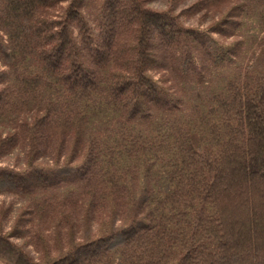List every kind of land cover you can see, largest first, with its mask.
Returning a JSON list of instances; mask_svg holds the SVG:
<instances>
[{"label":"trees","instance_id":"16d2710c","mask_svg":"<svg viewBox=\"0 0 264 264\" xmlns=\"http://www.w3.org/2000/svg\"><path fill=\"white\" fill-rule=\"evenodd\" d=\"M149 1L0 0V264H264V0Z\"/></svg>","mask_w":264,"mask_h":264},{"label":"rangeland","instance_id":"374dc122","mask_svg":"<svg viewBox=\"0 0 264 264\" xmlns=\"http://www.w3.org/2000/svg\"><path fill=\"white\" fill-rule=\"evenodd\" d=\"M191 0H188L187 3H189ZM149 6L153 7V8H163L165 7V0H150L149 1ZM211 20V17L208 16L203 20V25L207 24L209 21ZM189 24H196L200 22L199 18H191L187 21ZM257 31V26H255V24L253 22L248 23V33H252ZM43 159L45 161H49L50 159L45 156L43 157ZM12 166L15 167L17 169L21 168L23 165V152L19 149H15L3 156H0V166ZM4 198L0 196V205H1V201H3ZM7 201V200H6ZM22 203V199L21 198H15L13 201V208H12V212L11 215L14 214L16 208H18V206ZM6 223H8L6 221ZM4 223L6 226H8V224Z\"/></svg>","mask_w":264,"mask_h":264}]
</instances>
